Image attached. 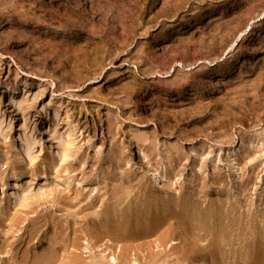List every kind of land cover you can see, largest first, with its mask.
Returning <instances> with one entry per match:
<instances>
[{
    "label": "rangeland",
    "instance_id": "obj_1",
    "mask_svg": "<svg viewBox=\"0 0 264 264\" xmlns=\"http://www.w3.org/2000/svg\"><path fill=\"white\" fill-rule=\"evenodd\" d=\"M0 120V264H264V0H0Z\"/></svg>",
    "mask_w": 264,
    "mask_h": 264
},
{
    "label": "bare ground",
    "instance_id": "obj_2",
    "mask_svg": "<svg viewBox=\"0 0 264 264\" xmlns=\"http://www.w3.org/2000/svg\"><path fill=\"white\" fill-rule=\"evenodd\" d=\"M250 29V27H248L247 28V31ZM244 34H241V35H239V37L236 39V41L233 43V45L226 51V53L223 55V57L220 59V61H223L226 57H227V55L232 51V49H233V47L234 46H236V44H237V42H239L240 41V39H241V37L243 36ZM137 62H138V59H137ZM140 62V61H139ZM202 64H207V65H210V66H214L215 65V63H209V62H199L198 63V66H200V65H202ZM145 67V66H144ZM181 67H183V64H181V63H177L176 65H174V69L172 70V71H170L169 73H167L166 75H160V74H158V75H155V76H153L152 78H157V77H160V78H163V79H169V78H172L173 77V74L175 73V71H176V69L175 68H181ZM156 68V67H155ZM145 69V68H144ZM135 70L136 71H139V68L138 67H135ZM140 70H142L143 71V68L142 69H140ZM141 71V72H142ZM146 71V70H145ZM152 71V70H151ZM150 70H148V74H149V72H151ZM135 72V71H134ZM147 72H145V74H146ZM143 76H144V74H143ZM128 77H129V75H128ZM135 77V76H134ZM127 78V77H126ZM135 78H137V77H135ZM134 78V79H135ZM134 79H132V81H134L133 83H135V81L137 80H134ZM179 79V78H178ZM123 80V79H122ZM130 80H131V78H130ZM128 81V82H131V81ZM125 81V80H124ZM127 82V81H126ZM139 82V81H138ZM138 82H136V83H138ZM135 83V84H136ZM176 83V82H175ZM125 84V83H124ZM123 84V85H124ZM130 85V86H133V85H131L132 84V82H131V84L130 83H127V85ZM126 85V84H125ZM124 85V86H125ZM129 85L127 86V88H126V86L124 87L125 89H127V90H125V91H128V92H134V90L136 89H132L131 87V89L129 88ZM138 85V84H137ZM140 85V84H139ZM138 85V86H139ZM122 86V85H121ZM123 87V86H122ZM164 89H166V88H164ZM169 88H167V90H168ZM120 90H122L121 89V87H120ZM130 90H133V91H130ZM166 90V91H167ZM171 91H172V89H170ZM124 90L123 91H121V94H122V92L124 93L125 92ZM165 91V90H164ZM164 91H162V93L164 92ZM165 91V93H167ZM169 91V90H168ZM126 93V92H125ZM127 94V93H126ZM129 94H130V97H128L129 96ZM129 94H127L128 96H126L125 94V98H131V95L132 96H134L132 93H129ZM169 94H170V92H169ZM176 94V93H175ZM165 96L167 95V94H164ZM143 96V95H142ZM163 96V95H162ZM122 97H124L123 95H122ZM11 99V98H10ZM126 100H128V99H125V103H127V104H129V102L130 101H127L126 102ZM23 101H25V100H22V102ZM123 101H124V99H123ZM164 102V101H163ZM126 105V104H125ZM1 125H2V121L0 120V130H1ZM31 145H32V140H31V137L30 136H28V137H25L24 139H23V142H22V150H23V152H27L29 149H30V147H31ZM196 155V154H195ZM231 163L232 164H235L234 163V161L233 160H231ZM236 167V166H235ZM236 172H238V169L236 170ZM164 186V185H163ZM168 186H170V185H168ZM167 188V187H166ZM126 206V205H125ZM175 206L176 207H180V204L179 203H175ZM182 209H183V211H185V209H184V207H181ZM109 212V211H108ZM195 214V213H194ZM198 216H200V214H198ZM197 219V218H200V217H197L196 216V214H195V217H194V219ZM134 219V218H133ZM137 219V218H136ZM113 220V219H112ZM198 220V219H197ZM101 221V220H100ZM106 221V220H105ZM111 221V220H110ZM132 221V220H131ZM104 229V228H103ZM113 229V228H112ZM146 232H147V230H146ZM124 233V232H123ZM147 234V233H146ZM180 237V236H179ZM154 239H156L155 237H154ZM183 240V239H182ZM154 241V240H153ZM103 242V241H102ZM156 242V241H155ZM108 243V242H107ZM107 243H105V244H103V243H101V244H103V245H106ZM172 243H175V242H172ZM253 243V242H252ZM100 244V245H101ZM146 244H147V242H146ZM85 248V247H84ZM107 248V247H106ZM251 248H253V245H252V247ZM97 249H98V247H97ZM71 250V249H70ZM253 250L251 249V252H252ZM69 253V252H68ZM253 253V252H252ZM257 253V252H256ZM65 254V253H64ZM106 254V253H105ZM259 254V253H258ZM104 256H102V255H100V257H98V258H103ZM253 257V256H252ZM109 262L111 261L112 263H115L116 262V259H115V257H111L110 256V258L109 259H107ZM252 260V259H251ZM133 261V260H132ZM253 261V260H252ZM99 262V261H98ZM135 262V261H134ZM147 263V262H146ZM205 263V262H204ZM254 263V262H253ZM135 264V263H134ZM200 264H202V263H200Z\"/></svg>",
    "mask_w": 264,
    "mask_h": 264
}]
</instances>
